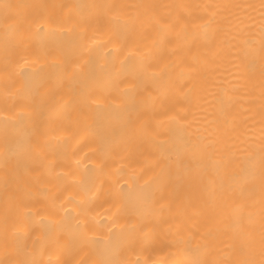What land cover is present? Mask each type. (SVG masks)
Returning a JSON list of instances; mask_svg holds the SVG:
<instances>
[{
  "label": "bare ground",
  "instance_id": "bare-ground-1",
  "mask_svg": "<svg viewBox=\"0 0 264 264\" xmlns=\"http://www.w3.org/2000/svg\"><path fill=\"white\" fill-rule=\"evenodd\" d=\"M0 264H264V0H0Z\"/></svg>",
  "mask_w": 264,
  "mask_h": 264
},
{
  "label": "snow or ice",
  "instance_id": "snow-or-ice-1",
  "mask_svg": "<svg viewBox=\"0 0 264 264\" xmlns=\"http://www.w3.org/2000/svg\"><path fill=\"white\" fill-rule=\"evenodd\" d=\"M0 6H2L3 8H5V9H7V8H9L10 6L9 5H7V4H3V5H0Z\"/></svg>",
  "mask_w": 264,
  "mask_h": 264
}]
</instances>
